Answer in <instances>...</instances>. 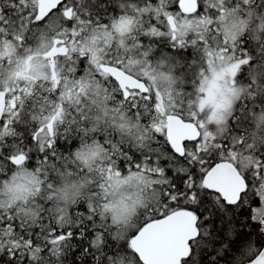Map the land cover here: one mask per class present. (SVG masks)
<instances>
[{
	"label": "snow or ice",
	"instance_id": "1",
	"mask_svg": "<svg viewBox=\"0 0 264 264\" xmlns=\"http://www.w3.org/2000/svg\"><path fill=\"white\" fill-rule=\"evenodd\" d=\"M0 264H264V0H0Z\"/></svg>",
	"mask_w": 264,
	"mask_h": 264
}]
</instances>
